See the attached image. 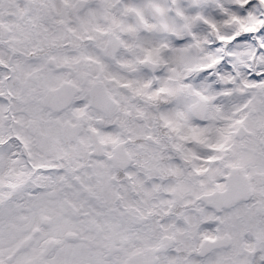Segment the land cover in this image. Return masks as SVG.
Listing matches in <instances>:
<instances>
[{
  "label": "snow or ice",
  "instance_id": "obj_1",
  "mask_svg": "<svg viewBox=\"0 0 264 264\" xmlns=\"http://www.w3.org/2000/svg\"><path fill=\"white\" fill-rule=\"evenodd\" d=\"M0 264H264V0H0Z\"/></svg>",
  "mask_w": 264,
  "mask_h": 264
}]
</instances>
